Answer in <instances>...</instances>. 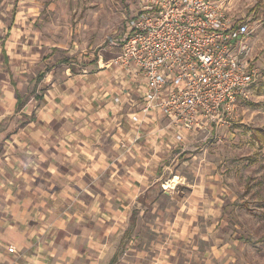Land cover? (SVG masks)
<instances>
[{"label": "crops", "instance_id": "crops-1", "mask_svg": "<svg viewBox=\"0 0 264 264\" xmlns=\"http://www.w3.org/2000/svg\"><path fill=\"white\" fill-rule=\"evenodd\" d=\"M1 43L6 66L13 41ZM96 64L45 74L42 98L20 110L17 82L0 84V264H235L201 222L206 198L165 190L178 130L133 121L139 97L117 104L122 72ZM160 192L183 212L159 207Z\"/></svg>", "mask_w": 264, "mask_h": 264}, {"label": "rangeland", "instance_id": "rangeland-1", "mask_svg": "<svg viewBox=\"0 0 264 264\" xmlns=\"http://www.w3.org/2000/svg\"><path fill=\"white\" fill-rule=\"evenodd\" d=\"M226 4L250 19L249 56L260 77L249 99L238 98L225 124L176 145L175 160L163 175L165 190L177 199L206 198L195 205L209 208L210 218L201 222L205 229L215 227L222 244L234 246L233 262L264 264V0ZM140 7L141 0H0V84H9L10 77L36 102L45 91L38 92V74H62L70 65L64 58L76 59L73 68L82 70L95 59L98 65L99 55L117 56L125 21ZM4 38L13 41L8 47L13 59L6 66L1 64ZM159 197V207L183 212V205L169 202L163 192Z\"/></svg>", "mask_w": 264, "mask_h": 264}, {"label": "built area", "instance_id": "built-area-1", "mask_svg": "<svg viewBox=\"0 0 264 264\" xmlns=\"http://www.w3.org/2000/svg\"><path fill=\"white\" fill-rule=\"evenodd\" d=\"M227 0H141L125 21L120 53L98 62L121 71V94L140 99L133 121L162 117L183 134L231 118L238 98L249 99L260 77L252 65L250 19ZM10 252L15 248L9 247Z\"/></svg>", "mask_w": 264, "mask_h": 264}, {"label": "trees", "instance_id": "trees-1", "mask_svg": "<svg viewBox=\"0 0 264 264\" xmlns=\"http://www.w3.org/2000/svg\"><path fill=\"white\" fill-rule=\"evenodd\" d=\"M255 9V8H254ZM54 51H57V48H55L54 50H53V52ZM76 59H72V58H64V62H67L68 64H70V63H73V62H76L75 61ZM92 62H97V59H95V60H93ZM44 73H39L38 74V78H37V81L38 80H42L43 78H44ZM15 93H16V98H17V109L18 110H20L24 105H25V103L28 101L27 100V98L24 96V95H22L21 93H20V91H19V88H17V86H15ZM39 100L42 98L41 96H36ZM1 128V127H0Z\"/></svg>", "mask_w": 264, "mask_h": 264}]
</instances>
